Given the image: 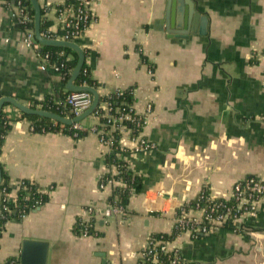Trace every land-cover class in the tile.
Masks as SVG:
<instances>
[{
	"label": "crops",
	"instance_id": "crops-1",
	"mask_svg": "<svg viewBox=\"0 0 264 264\" xmlns=\"http://www.w3.org/2000/svg\"><path fill=\"white\" fill-rule=\"evenodd\" d=\"M38 1L57 34V6L67 0ZM193 1L209 18L208 32L182 39L166 30L170 0H92L94 23L76 43L100 84L97 92L133 89V108L147 119L142 135L157 145L124 155L142 186L123 219H97V237L79 238L74 228L84 209L107 207L111 190L99 191L98 183L108 169V147L90 132L79 140L33 133L22 113L5 105L11 130L0 164L12 197L24 180L53 189L47 203L5 224L0 264H21L25 241L47 246L46 264H137L150 236L171 234L179 210L203 187L229 200L235 183L264 179V0ZM25 36L15 6L0 0V99L31 108L50 96L60 100L62 77L50 66L40 69ZM81 123L94 124L90 117ZM120 146L134 149L128 132ZM241 224L238 232L227 225L197 237L180 234L170 248L181 264H264V205Z\"/></svg>",
	"mask_w": 264,
	"mask_h": 264
},
{
	"label": "built area",
	"instance_id": "built-area-1",
	"mask_svg": "<svg viewBox=\"0 0 264 264\" xmlns=\"http://www.w3.org/2000/svg\"><path fill=\"white\" fill-rule=\"evenodd\" d=\"M75 2L77 5L74 7H70L65 10H58L60 31H64L65 33L63 35H59L58 33L52 34L51 31H48L45 34H42L45 39L76 42L94 23V17L92 15V0H75ZM15 8L19 22L22 25H26V23L30 21L27 7L23 5L21 0H19L16 3ZM24 44L28 48L36 51L37 57L42 61V65L40 66L41 70L45 71L47 66H50L56 73L63 77L59 67L48 64L49 55L47 53L42 55L40 51H37L40 46L36 40L35 31L26 28ZM72 71L73 70H71L70 75ZM81 86L87 85L81 84ZM117 92L120 93V95L123 94V91ZM92 103V94L85 91L71 92L69 95H67L64 101L56 100L54 104L56 109L60 112L57 114L66 118H74L86 112L92 106ZM102 107L105 110L104 115L90 116V119L94 123L92 126L85 127L82 123H77L72 127L75 130L93 133L98 137L100 144L108 147L109 151L112 150L114 144V139L111 133L112 131L116 130L117 125H120L119 133L122 134L124 132H128L133 143L135 144L134 149L129 151L130 154L147 153L157 149V145L155 143L149 141L142 135L147 121L146 115L137 113L132 107V109L135 111L134 117L122 112L119 116H114L111 114L112 109L109 102L104 103ZM37 108L42 110L40 106H37ZM150 109L151 106H149L148 110ZM101 117L107 118L108 123H101ZM125 121L139 127V133L136 136L132 135V129L124 124ZM60 126L66 127L64 125ZM30 130L33 132L34 128L30 127ZM119 157L126 163L127 169L130 170L131 164L126 159V157H124V155ZM119 174L120 173L117 167H108L106 174L99 180V191L104 192L106 190H111V193H113L116 187L123 189L127 188L126 183L116 178V176ZM23 184L24 183L22 182L20 187ZM52 189L53 186L49 187L47 190H39L37 193L49 195ZM1 194L4 197V201H8L9 199H17V196L15 198L12 197V193H7L6 190L1 191ZM196 199L197 200L194 208L187 211L182 207V213L176 217L174 228L179 230L180 234L188 233L192 237H197L201 234L206 235L214 233L218 229L224 228L227 225H234L235 231L238 232L243 230L241 222L248 217L256 215L259 207L264 205V179L261 177L252 176L235 183L231 190V197L229 200L213 198L207 186L201 189ZM41 204V201L37 202L38 207H40ZM5 213L10 214V209L8 206H3L2 210H0V215L3 214L1 217H4L6 215ZM125 215L126 208L124 206L118 205L117 203L110 204L108 202L106 209L102 212L96 210L92 206L88 207L83 210L80 218L77 220L76 226H79V232L75 233L79 238L97 237V219L100 216L101 218L109 220L116 217L123 219ZM170 243L171 242L163 240L151 241L149 238L144 249L138 254V261L146 259L151 260L154 264H159L158 256L160 253H162L163 255H167L169 257L171 261L170 264H181L178 250L171 249Z\"/></svg>",
	"mask_w": 264,
	"mask_h": 264
},
{
	"label": "trees",
	"instance_id": "trees-1",
	"mask_svg": "<svg viewBox=\"0 0 264 264\" xmlns=\"http://www.w3.org/2000/svg\"><path fill=\"white\" fill-rule=\"evenodd\" d=\"M19 0H9L10 4L16 5ZM23 5L27 7L28 16L30 21L23 25V27L29 28L31 30H35L34 24V8L31 0H21ZM77 3L75 0H67L64 4L57 6L58 10H65L70 7L76 6ZM49 12V9L41 8V34H45L46 32L50 31V28L53 24L52 21L48 20L45 16ZM64 31H58L59 35H63ZM53 34V33H52ZM77 42V41H76ZM41 54L45 55L46 53L49 55L48 64L49 65H56L60 68L61 73L63 74L62 77V85H63V92L60 93L59 99L64 101L67 95L71 92L69 90H65V86L67 85L71 75L70 72L73 70L78 61L77 53L70 49V48H63V47H43L41 49ZM77 85L86 84L89 87L94 88L96 91L99 89L100 84L93 79L91 75L90 68L85 64L82 69L80 76L76 81ZM65 90V91H64ZM55 97H47L44 101H33L32 107L37 108L36 106H40L42 110L51 111L54 113H60L59 110L56 109L55 106ZM110 103L111 106V114L114 116H119L120 113L129 114L131 116H135V111L132 109L134 104V95L133 89H128L123 91V94L113 92L108 96L100 95V101L98 107L94 112V116L104 115L105 110L103 109L102 105L104 103ZM120 112H119V111ZM24 119H27L30 122V126L34 128L33 133L39 134H47V133H60V134H67L69 136L74 137L75 139H82L88 134V131H80L75 130L72 126L61 127L59 124H56L55 121L43 118L39 116L33 115H25L22 114ZM11 120L7 118L5 111L3 110L0 115V154L1 149L4 144L5 138L11 130ZM100 122L103 124L108 123V119L101 117ZM120 124V123H118ZM129 128L132 129V135L136 136L139 133V127L136 125L126 122L124 123ZM119 126L117 125L116 130L112 131L111 135L114 139V144L112 150L109 154L106 155L105 161L107 167L111 168L113 166L117 167L119 171V175L116 176L118 180L123 181L126 183L127 188H119L116 187L108 197V202L110 204L117 203L118 205L124 206L126 208L129 205L130 199L134 194H136L139 187L142 186V178L135 174L133 171L128 170L126 163L120 159L119 156L125 155L129 153L128 150L123 149L120 146V138L121 134L119 133ZM111 128V127H109ZM2 183L0 184V210H2L3 206H8L10 209V214L5 213L4 217H1L3 214L0 215V239L5 230V224L11 220H20L23 218L22 216L28 215L32 210L38 208L37 202L41 201L42 205L48 202L49 195L47 194H38L37 192L41 189L36 183L33 181L24 180L23 185L19 188L17 192V199H9L8 201H4V197L1 194V191L6 190L7 193H12V188L9 184V178L6 175V172L2 170ZM26 188V189H25ZM117 198V199H116ZM196 200H192L186 204H184V210H189L194 208L196 204ZM182 213V209L179 210L178 215ZM75 232H79V226H75ZM180 235V231L175 229L172 231L171 234H162V233H154L150 236L151 241H168L173 242L178 236ZM159 264H170L171 261L167 255H163L162 253L159 254ZM19 261L17 260H10L8 264H18ZM137 264H154L151 260L142 259L139 260Z\"/></svg>",
	"mask_w": 264,
	"mask_h": 264
},
{
	"label": "water",
	"instance_id": "water-1",
	"mask_svg": "<svg viewBox=\"0 0 264 264\" xmlns=\"http://www.w3.org/2000/svg\"><path fill=\"white\" fill-rule=\"evenodd\" d=\"M35 12V37L38 43L44 47H63L74 50L78 55V61L71 73V77L67 83V90L70 92H89L93 96L92 106L83 114L74 117L66 118L57 113L34 109L23 103L18 102L12 97H2L0 99V115L4 110L5 105L11 104L16 107L22 114L39 116L48 118L60 125L73 126L81 123L95 112L98 107L100 96L98 92L89 86L77 85L76 81L80 76L83 67L86 63V55L84 50L76 42H65L58 40L45 39L41 34V6L38 0H31ZM209 18L197 11L193 0H170L166 11L165 24L169 34H173L178 38L186 39L190 35H205L208 32ZM2 166L0 164V184L2 183ZM47 261V246L34 242L25 241L21 253V264H46Z\"/></svg>",
	"mask_w": 264,
	"mask_h": 264
}]
</instances>
